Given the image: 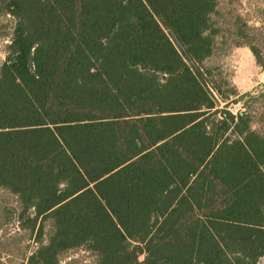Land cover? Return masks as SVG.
Returning a JSON list of instances; mask_svg holds the SVG:
<instances>
[{
	"label": "trees",
	"instance_id": "16d2710c",
	"mask_svg": "<svg viewBox=\"0 0 264 264\" xmlns=\"http://www.w3.org/2000/svg\"><path fill=\"white\" fill-rule=\"evenodd\" d=\"M0 2V186L27 264H264V135L200 66L217 0Z\"/></svg>",
	"mask_w": 264,
	"mask_h": 264
},
{
	"label": "rangeland",
	"instance_id": "374dc122",
	"mask_svg": "<svg viewBox=\"0 0 264 264\" xmlns=\"http://www.w3.org/2000/svg\"><path fill=\"white\" fill-rule=\"evenodd\" d=\"M1 4L0 64L6 58L16 23V18L5 13ZM212 21L217 30L213 53L200 63L205 78L215 91L219 89L226 96L225 101L220 100L221 108H229L235 114L248 111L253 128L264 135V0H217ZM20 212L17 195L0 186V264H27L28 256L38 246L35 232L24 225L27 215L22 219ZM45 227L47 238L50 220ZM96 261L97 255L82 246L63 254L59 264ZM260 261L264 263V255Z\"/></svg>",
	"mask_w": 264,
	"mask_h": 264
}]
</instances>
